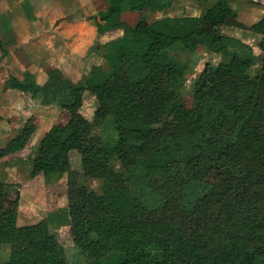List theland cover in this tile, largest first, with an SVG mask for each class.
<instances>
[{"label": "trees", "instance_id": "1", "mask_svg": "<svg viewBox=\"0 0 264 264\" xmlns=\"http://www.w3.org/2000/svg\"><path fill=\"white\" fill-rule=\"evenodd\" d=\"M106 1L101 21L163 11L173 0ZM199 1L207 4L200 16L138 24L121 42L105 44L111 65L84 88L106 113L101 132L108 138L81 123L83 90L58 80L42 90L31 74L8 78L7 89L57 102L68 113L37 152L66 176L76 255L67 258L44 218L21 228L25 249L5 264H264V70L249 76L252 49L219 33L232 23L264 35V14L246 27L234 0ZM256 46L264 53V36ZM196 47L227 60L204 64L188 109L179 91ZM72 150L79 170L70 167ZM114 161L133 172L115 171ZM79 178L100 181V202ZM14 229L12 211L0 207V252Z\"/></svg>", "mask_w": 264, "mask_h": 264}, {"label": "rangeland", "instance_id": "2", "mask_svg": "<svg viewBox=\"0 0 264 264\" xmlns=\"http://www.w3.org/2000/svg\"><path fill=\"white\" fill-rule=\"evenodd\" d=\"M32 1L30 16L36 17L39 22H35L29 29L25 24L15 23L17 30L22 32L28 29L34 37L30 38L32 48L28 56L32 60H30L26 72L18 79H22L25 74H31L36 83L35 74L37 73L41 75V80L46 79L42 85L38 86L42 90L45 89V85L50 86L57 80L59 82L68 81L74 88L83 90L79 119L84 126L95 133L102 134L104 138H108L107 133L101 132L103 126L107 124L106 113L97 107L94 98L84 86L89 78H101L102 73L111 65L104 59L105 44L121 42L124 39V34L138 24H149L167 16H200L206 12L207 7V4L204 5L199 0H173L172 4L163 11L127 12L115 18L101 21L98 14L107 9L106 0ZM246 3L248 5L237 4L238 9H242L241 16L237 17V21L248 23L245 25L247 27L258 20V17H254L260 14L261 8L256 7L255 4L258 3L253 0H246ZM232 6H236L234 1ZM2 9L0 6V10ZM99 28L107 31L97 35ZM0 32V37L7 38L9 28L2 19L0 20ZM219 33L232 37H235L236 34L237 38L241 33L246 44L253 51L254 63L249 69V76L263 72L264 53L255 46V41H260L264 35H254L251 31L237 29L233 27L232 23L221 27ZM96 42L98 45L94 46ZM91 46L94 47L89 51ZM127 58L128 56H126ZM120 60L123 62L122 59ZM226 60L221 55L207 53L201 47H196L188 55L186 80L179 91L186 108L193 107L192 89L204 64L216 66ZM8 78L3 86L5 91ZM31 98L35 99L32 96ZM11 103L14 102H10V105ZM2 104L0 103V106ZM19 104H17L19 107L9 112L13 111L14 115H7L8 112L4 115L5 109L0 111V207H7L12 211L15 227L10 241L1 249L0 264L13 260L16 257L13 254L20 253L25 249L26 244L21 236V228L44 218L48 220L58 242L63 246L67 258L72 260L76 254L66 220V176L56 174L48 157H40L37 152L39 140L45 134V130L50 132L53 127L52 131L61 128L68 119V113L57 103L48 109L52 115L45 116L39 111L47 105L41 97L38 102L30 103V106L24 105L23 107L22 102ZM10 105L5 104L6 111L10 109ZM34 106L39 108L36 114L23 112V110H29L30 107L34 108ZM68 158L70 167L79 170V156L76 150H72L68 154ZM113 164L115 171L133 172L132 168L122 167L116 161ZM132 178L135 187L140 188L139 178L136 175H133ZM79 182L89 188L95 202H100L97 200L102 192L100 181L79 178Z\"/></svg>", "mask_w": 264, "mask_h": 264}, {"label": "crops", "instance_id": "3", "mask_svg": "<svg viewBox=\"0 0 264 264\" xmlns=\"http://www.w3.org/2000/svg\"><path fill=\"white\" fill-rule=\"evenodd\" d=\"M258 4H255L256 7L261 8L260 14L256 15L254 18L259 19L264 14V0H253ZM32 0H0V6H2V10H0V20L6 22L9 33L7 38L0 37V50L3 49L6 52V55L1 58L0 55V103H3L0 106V111L5 109L6 112L4 115L13 114V111L9 113L12 109L19 107V102H22L23 107L24 105H29L30 103H36L38 102V99H40L41 96H36L35 99L31 98V95L29 93L19 92L17 90L13 89H7L6 91L3 89L5 80L8 78V76H12L15 78H21L25 72L26 68L30 63L29 52L32 48V44L30 42V38H34L32 33L28 31V29L31 27V25H34L35 22L38 23L39 20L36 19V17L30 16V9L32 7ZM234 4L236 6H233L237 13V17L241 16L242 9H238V5L244 6L246 5V0H234ZM238 4V5H237ZM248 5V4H247ZM259 5V6H258ZM244 10V9H243ZM127 13V12H124ZM135 13V12H134ZM253 18V19H254ZM22 23L27 25L28 29L23 30H17V26L15 23ZM256 22V21H255ZM254 23V22H253ZM244 25H248V23L244 22L242 23ZM252 24V23H251ZM240 32V31H239ZM255 35V34H254ZM260 35V34H259ZM1 36V32H0ZM236 37V34H235ZM241 41H243L246 44V40L243 39L242 34L240 33L238 35ZM4 38V39H3ZM237 38V37H236ZM237 38V39H239ZM242 38V39H241ZM257 41V40H256ZM255 44L257 45L258 41ZM255 45V46H256ZM36 78V85H42L46 79L41 80L42 77L40 74H35ZM4 90V91H3ZM37 99V100H36ZM10 102H14L11 103ZM5 104L10 105V109L7 110L5 107ZM18 104V105H17ZM57 102L47 103L45 108H41L43 110H39L42 112V114H45V116H51L52 112L50 113V107L52 105H56ZM2 109V110H1ZM38 106H34V108H29V110H23L25 114H36L38 111ZM14 115V114H13ZM17 115V114H15ZM48 132L45 130L44 133ZM42 138V137H41ZM40 138V139H41ZM40 141V140H39ZM39 144V143H38Z\"/></svg>", "mask_w": 264, "mask_h": 264}]
</instances>
